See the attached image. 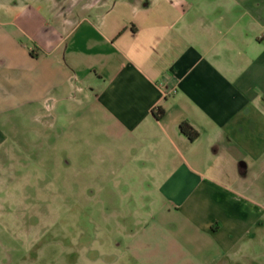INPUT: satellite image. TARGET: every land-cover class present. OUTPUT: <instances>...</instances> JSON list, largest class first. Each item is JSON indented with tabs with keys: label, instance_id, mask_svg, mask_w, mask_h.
<instances>
[{
	"label": "crops",
	"instance_id": "0c3cea01",
	"mask_svg": "<svg viewBox=\"0 0 264 264\" xmlns=\"http://www.w3.org/2000/svg\"><path fill=\"white\" fill-rule=\"evenodd\" d=\"M16 156L125 204L104 219L128 249L218 263L257 218L264 0H0L3 181Z\"/></svg>",
	"mask_w": 264,
	"mask_h": 264
},
{
	"label": "rangeland",
	"instance_id": "374dc122",
	"mask_svg": "<svg viewBox=\"0 0 264 264\" xmlns=\"http://www.w3.org/2000/svg\"><path fill=\"white\" fill-rule=\"evenodd\" d=\"M20 158L12 159L8 182L0 174V264H164V253L154 248L141 253L128 249V239L115 230L119 220L104 219L108 208L120 213L117 217L126 216L125 204L113 197L106 205L99 190L84 200L81 189L68 187L61 164L53 182L40 164L19 173ZM250 182L245 205L257 215L255 224L244 238H234L233 249L218 263L210 264H264V164L251 172ZM136 222L126 223L134 227Z\"/></svg>",
	"mask_w": 264,
	"mask_h": 264
},
{
	"label": "trees",
	"instance_id": "16d2710c",
	"mask_svg": "<svg viewBox=\"0 0 264 264\" xmlns=\"http://www.w3.org/2000/svg\"><path fill=\"white\" fill-rule=\"evenodd\" d=\"M155 118L160 120L162 119V117L164 116V110L162 108H158L154 114ZM179 131L182 135H184L185 137H187V139L190 142L195 141L196 139H198L199 137V133L194 130L189 124L187 123H182L179 126Z\"/></svg>",
	"mask_w": 264,
	"mask_h": 264
}]
</instances>
